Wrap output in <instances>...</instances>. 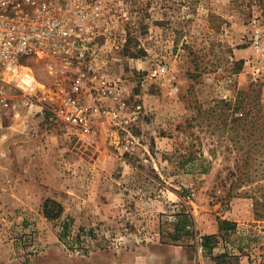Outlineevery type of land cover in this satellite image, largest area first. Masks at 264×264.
<instances>
[{
  "label": "rangeland",
  "instance_id": "1",
  "mask_svg": "<svg viewBox=\"0 0 264 264\" xmlns=\"http://www.w3.org/2000/svg\"><path fill=\"white\" fill-rule=\"evenodd\" d=\"M129 6L127 40L102 63L122 79L123 103L108 101L115 119L97 116L91 138L67 135L36 102L59 107L43 63L27 60L18 77H34L30 93L4 89L16 108H0V243L25 264H264V0ZM237 166L251 171L243 183ZM47 198L60 220L44 215ZM183 211L217 236L211 254L174 239Z\"/></svg>",
  "mask_w": 264,
  "mask_h": 264
},
{
  "label": "built area",
  "instance_id": "2",
  "mask_svg": "<svg viewBox=\"0 0 264 264\" xmlns=\"http://www.w3.org/2000/svg\"><path fill=\"white\" fill-rule=\"evenodd\" d=\"M130 20L129 0H0L1 110L16 108L3 96L6 87L25 93L34 89V77H18L27 60H36L53 76L59 107H47L46 95L36 102L63 123L67 135L94 136L97 116L115 119L108 101L123 103L122 79L110 75L102 63L117 43L127 40ZM260 39L253 38L257 51H262ZM5 130L0 114V159L8 154Z\"/></svg>",
  "mask_w": 264,
  "mask_h": 264
},
{
  "label": "trees",
  "instance_id": "3",
  "mask_svg": "<svg viewBox=\"0 0 264 264\" xmlns=\"http://www.w3.org/2000/svg\"><path fill=\"white\" fill-rule=\"evenodd\" d=\"M243 61H240L242 65ZM240 68V67H239ZM238 68V69H239ZM239 100L244 99L243 91H240L237 97ZM195 158L190 156L186 159V163L193 162ZM246 167H239L237 166L235 171H232V174H238V179L241 180L243 183L248 176L251 175V171L245 169ZM206 168L203 170L205 171ZM43 212L44 215L49 220H60L62 218V214L64 211V207L61 202L57 201L53 198L45 199L43 203ZM178 219L176 220L175 224V235L174 239L176 241H180L182 238L181 236L185 237L188 242L196 241L197 246L204 249L208 254L213 252V249L217 246L218 240L215 234H204L199 235V232L195 229V223L192 215L190 213H185L184 211L177 215ZM73 222L72 218L63 222L62 229L59 232L60 239H65L69 235L70 225ZM237 227V223L234 221L229 220H220L219 221V228L222 231H234ZM200 236V239H199ZM80 239V237H77ZM219 264V261H217Z\"/></svg>",
  "mask_w": 264,
  "mask_h": 264
},
{
  "label": "crops",
  "instance_id": "4",
  "mask_svg": "<svg viewBox=\"0 0 264 264\" xmlns=\"http://www.w3.org/2000/svg\"><path fill=\"white\" fill-rule=\"evenodd\" d=\"M12 243L6 242V243H0V264H25V260L28 259V257H21L16 256L15 249L12 247ZM158 256L157 254H155ZM158 261V259H155ZM148 259L139 261L138 264H147ZM161 263V260H160ZM159 264V263H158ZM204 264H211V263H204Z\"/></svg>",
  "mask_w": 264,
  "mask_h": 264
}]
</instances>
